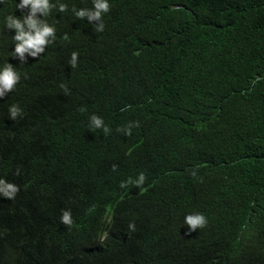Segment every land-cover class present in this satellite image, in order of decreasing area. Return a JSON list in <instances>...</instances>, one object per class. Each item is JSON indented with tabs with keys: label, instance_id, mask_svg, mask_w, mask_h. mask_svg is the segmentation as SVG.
<instances>
[{
	"label": "trees",
	"instance_id": "trees-1",
	"mask_svg": "<svg viewBox=\"0 0 264 264\" xmlns=\"http://www.w3.org/2000/svg\"><path fill=\"white\" fill-rule=\"evenodd\" d=\"M108 2L104 30L88 22V48L74 51L82 70L63 69L71 54L27 60L41 74L51 70L41 62L58 69L55 86L36 96L49 134L61 123L59 102L85 89L97 88L114 126L156 122L157 136H171L144 149L146 163L136 169L164 187L171 184L165 173L183 167L189 183L178 199L186 195L195 212L175 207L171 223L182 226L187 212L207 218L185 238L183 264H264V0ZM12 14L22 10L0 4V46L8 44L2 34L13 30L5 26ZM58 17L53 9L46 19L59 29ZM135 134L133 126L123 145H135ZM148 201L129 199L128 215ZM36 209L0 198V264L82 261L61 246L57 212Z\"/></svg>",
	"mask_w": 264,
	"mask_h": 264
},
{
	"label": "clouds",
	"instance_id": "clouds-1",
	"mask_svg": "<svg viewBox=\"0 0 264 264\" xmlns=\"http://www.w3.org/2000/svg\"><path fill=\"white\" fill-rule=\"evenodd\" d=\"M3 3L22 10V15L6 17L5 26L13 30L2 34L8 44L0 46V198L16 208L57 212L61 246L83 259L68 264L186 262L185 238L205 227L207 218L187 212L183 227L171 223L173 208L182 215L184 209H193L186 195L182 203L178 199L189 183L181 173L185 169H169L165 175L171 184L164 187L145 182L136 169L146 163L144 149L166 142L169 131L157 136L156 122L112 125V113L95 99L97 88L78 92L75 101V96L61 98L63 115L52 135L38 105L37 94L55 86L58 69L41 62L51 68L41 74L38 64L30 66L27 60L43 53L71 54L70 66L63 69L82 70L76 67L74 51L88 48V22H95L96 31L104 30L108 0H92V8L85 0H0ZM53 9L61 19L59 29L46 19ZM133 126L137 143L124 146L122 137L130 135ZM129 199L149 201L131 216L126 211ZM26 228L31 230L30 223Z\"/></svg>",
	"mask_w": 264,
	"mask_h": 264
}]
</instances>
